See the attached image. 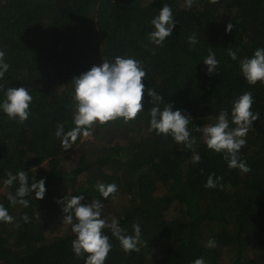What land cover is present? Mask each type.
Segmentation results:
<instances>
[{
    "label": "trees",
    "instance_id": "obj_1",
    "mask_svg": "<svg viewBox=\"0 0 264 264\" xmlns=\"http://www.w3.org/2000/svg\"><path fill=\"white\" fill-rule=\"evenodd\" d=\"M184 2L0 0V50L10 65L0 84L28 88L33 97L23 124L0 111V204L14 217L13 223L0 222V264H84L86 256L72 251L76 237L62 223L63 205L57 203L72 195H83L82 203L100 200L102 218L115 217L128 235L134 223L140 225L145 244L131 254L103 230L112 244L104 264H192L199 257L205 264H264V83L250 86L239 68L241 58L264 48V0H195L191 8ZM164 4L177 23L157 47L147 37ZM229 23L234 27L226 32ZM194 33L198 42L190 45ZM210 47L220 61L214 74L203 63ZM229 48L237 51L236 61ZM116 56L144 66L143 111L128 123L96 124L91 140L78 138L64 150L54 133L57 124L65 132L74 127L72 78ZM149 87L162 96L161 109L169 103L196 127L213 122L221 109L230 113L233 100L250 91L259 116L239 155L251 171L229 169L200 133H192L201 156L193 164L192 150L150 132L148 111L155 105ZM20 169L29 186L33 176L45 180L43 199L29 194L27 208L7 200L18 184L3 185L6 170ZM212 173L222 177V188L204 186ZM98 181L117 185L115 199L100 195ZM209 239L214 247L206 246Z\"/></svg>",
    "mask_w": 264,
    "mask_h": 264
},
{
    "label": "clouds",
    "instance_id": "obj_2",
    "mask_svg": "<svg viewBox=\"0 0 264 264\" xmlns=\"http://www.w3.org/2000/svg\"><path fill=\"white\" fill-rule=\"evenodd\" d=\"M218 0H210V3H217ZM195 0H185V8H191ZM154 30L148 33V41L157 47H163L165 40L172 35L173 28L177 21L173 17V12L168 4H164L159 12L151 20ZM234 25H226L225 31L229 32ZM197 37L194 34L188 37V43L195 45ZM155 55V49L152 52ZM227 55L231 60H237V51L227 49ZM207 66L208 74H214L220 63L216 58L213 48L210 47L208 55L203 59ZM10 65L5 61V51L0 50V79L9 70ZM239 68L247 83L255 85L257 82L264 83V48H257L253 55L239 60ZM146 71L140 60L131 56H116L113 60L103 58L100 65H93L88 71L73 77L72 100V122L74 127L65 132L63 124H57L54 135L60 139L64 150L69 149L78 138L91 140L93 129L96 124H106L108 122L122 119L125 123L134 120L143 111V99L145 84L143 80ZM0 91L3 92V99L0 100V111L7 115L10 120H15L23 124L29 117V107L33 97L28 88L7 87L0 84ZM147 95L151 97V103L155 105L148 113L149 131H155L157 135L165 138L171 136L177 145L192 150L191 162L198 164L201 156L193 149L195 138L192 133H200L203 143L209 150L221 154L227 162L229 169H239L243 173L251 171L247 163L241 159L239 152L246 145V136L253 130L252 123L258 119L259 113L252 111L254 99L250 91H245L232 102L231 111L221 109L214 121L203 126L193 125L192 117L182 114L180 110H172L169 103H165L161 109L160 105L164 100L154 88L147 89ZM229 115L231 116L230 127ZM192 124V129H189ZM34 172H35V168ZM31 169L30 171H32ZM6 179L3 185L6 189H11L14 184H18L15 191L7 192V200L11 205L17 204L27 208L29 201L25 197L35 194L36 199H43L46 192L45 180H36L32 177L29 186V176L22 169L15 174L6 170ZM222 177L212 173L205 183L206 188H222L220 183ZM96 190L106 200L109 196L115 199L118 187L115 183L105 184L97 182ZM85 200L83 195L63 196L58 200L62 204V223L71 226V231L75 234L72 241V251L77 258L86 256L84 264H104L109 252L112 249L109 236L104 234V229L110 230L126 254L138 252L145 244L141 239V229L139 223L132 225L133 234L128 235L127 230L122 228L119 221L113 217L109 222L102 218L104 205L100 200L90 203H82ZM21 219L27 223L29 217L25 214ZM11 216L3 204H0V222L13 223ZM19 227V222H16ZM147 243V242H146ZM208 247H214L215 241L209 239ZM192 264H205L202 257L196 258Z\"/></svg>",
    "mask_w": 264,
    "mask_h": 264
},
{
    "label": "rangeland",
    "instance_id": "obj_3",
    "mask_svg": "<svg viewBox=\"0 0 264 264\" xmlns=\"http://www.w3.org/2000/svg\"><path fill=\"white\" fill-rule=\"evenodd\" d=\"M101 138H105L104 136H102V134H101Z\"/></svg>",
    "mask_w": 264,
    "mask_h": 264
}]
</instances>
